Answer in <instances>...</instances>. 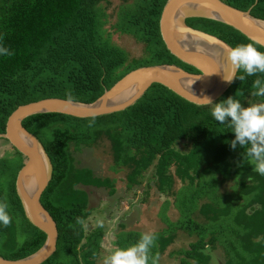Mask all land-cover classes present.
<instances>
[{
  "label": "trees",
  "instance_id": "1",
  "mask_svg": "<svg viewBox=\"0 0 264 264\" xmlns=\"http://www.w3.org/2000/svg\"><path fill=\"white\" fill-rule=\"evenodd\" d=\"M165 1L132 0L118 9L114 30L143 46L141 57L128 59L105 35L100 0H0V46L13 53L0 54V134L17 106L46 98L90 103L139 67L172 64L197 74L172 56L161 40L158 19ZM220 1L264 20V0ZM185 23L230 47L251 43L264 52L222 23L205 18H188ZM257 78L264 81V73L244 81L234 78L213 106L228 97L239 100L242 107L250 97L264 103V97L251 94ZM211 107L187 102L153 83L133 105L112 114L75 118L43 113L23 119L22 127L41 143L51 164L39 202L53 220L57 238L55 251L41 264H92L103 231L98 227L84 236L77 218L88 215L91 191L86 188H109L111 195L112 181L77 167L70 148L79 151L100 138L110 145L111 169L127 171L126 188L139 185V178L152 166L155 190L166 197L157 214L166 228L153 233L156 241L149 264L173 241L176 231L194 239L179 252L178 264H210L215 246L224 253L222 264H264V176L253 170L244 148L230 147L235 135L215 121ZM178 142H188V150L174 149ZM14 152L19 157L15 166L0 160V182L9 179L5 188L0 183V202L8 205L12 218L8 227L0 225V257L7 260L34 253L45 239L25 218L16 195L15 176L25 158ZM175 180L180 187L173 191ZM226 183L231 184L230 193L218 194V187ZM168 196L178 213L174 222L165 215ZM140 237L138 232L122 230L114 244L126 249Z\"/></svg>",
  "mask_w": 264,
  "mask_h": 264
},
{
  "label": "water",
  "instance_id": "2",
  "mask_svg": "<svg viewBox=\"0 0 264 264\" xmlns=\"http://www.w3.org/2000/svg\"><path fill=\"white\" fill-rule=\"evenodd\" d=\"M188 18L222 23L264 48V20L251 16L249 10L240 11L220 0H166L158 19L161 40L172 56L194 68L197 74L172 64L139 67L126 73L90 103L46 98L17 106L9 114L0 138L25 158L15 176V192L25 218L45 235V239L34 253L16 260L0 257V264H41L55 251V224L39 202L51 177V164L41 143L22 127L23 119L43 113L75 118L112 114L133 105L153 83L187 102L203 105L200 99L208 97L214 102L232 83L233 80L223 79L229 71L222 48L226 43L187 26L185 20Z\"/></svg>",
  "mask_w": 264,
  "mask_h": 264
},
{
  "label": "rangeland",
  "instance_id": "3",
  "mask_svg": "<svg viewBox=\"0 0 264 264\" xmlns=\"http://www.w3.org/2000/svg\"><path fill=\"white\" fill-rule=\"evenodd\" d=\"M131 2L132 0H126L124 2L121 0H100L99 2L106 15L103 25L105 35H108V40L111 44L126 52L128 59L141 57L143 54V46L131 36L117 33L113 25L117 21L118 9ZM254 103L261 102L250 97L246 107ZM188 148V142H178L174 145V149L179 152H185ZM70 151L77 161V167H87L91 169L93 176L102 179L107 178L112 181L111 188H113V193L111 195L109 194V188H86L87 191H91V196L89 198L88 215L82 224L84 236L98 227L103 231L99 248L95 257L92 259V264H103L104 258L117 250L114 244L115 237L122 230L126 232L134 231L142 235L144 233H157L166 228L157 216L161 204L166 197L158 194L155 190L152 166L139 178V185L128 189L125 186V175L127 171L122 168H117L115 171L111 169V149L105 138H100L94 145L81 148L79 151L73 150L71 147ZM3 159H8L10 166H15L19 162V157L12 150L9 143L0 138V160L3 161ZM1 163L3 162L0 161ZM169 171H172V169ZM2 181L0 183L5 188L4 182L6 184L8 182L4 181L3 178ZM230 186V183L220 185L218 187V194L226 195L230 193ZM179 187L180 183L175 180L173 191ZM167 200L169 206L165 211V215L170 221L174 222L178 217V213L171 204L173 197L168 196ZM201 202L203 201L201 200ZM193 217H196V215ZM196 218L198 221H201L200 218ZM120 225L123 226L121 227ZM193 240L192 237H187L182 232L176 231L173 241L157 259V264H178V260L181 257L179 252L187 249L189 243ZM207 248L211 249L210 246ZM210 252L212 256L210 264L223 263L225 256L219 246H215Z\"/></svg>",
  "mask_w": 264,
  "mask_h": 264
},
{
  "label": "clouds",
  "instance_id": "4",
  "mask_svg": "<svg viewBox=\"0 0 264 264\" xmlns=\"http://www.w3.org/2000/svg\"><path fill=\"white\" fill-rule=\"evenodd\" d=\"M225 56L224 60L229 69L228 74L223 76L227 82L234 78L244 81L246 77L257 73H264V52H260L251 43L240 44L236 47L222 45ZM0 54L12 55L9 49L0 46ZM244 74L237 76V72ZM253 96L264 97V81L257 78L253 81ZM203 105H211V116L221 125L232 129L235 139L230 147L234 150L237 144L245 149L244 157L250 158L254 163V171L264 176V103L250 104L242 107L239 100L228 97L213 106L208 97L200 99ZM8 205L0 202V225L8 227L12 218L7 212ZM77 223L83 224L81 218ZM154 234L144 233L138 242L126 249H117L104 258L103 264H149L150 250L155 246ZM157 257L152 258V264H156Z\"/></svg>",
  "mask_w": 264,
  "mask_h": 264
},
{
  "label": "flooded vegetation",
  "instance_id": "5",
  "mask_svg": "<svg viewBox=\"0 0 264 264\" xmlns=\"http://www.w3.org/2000/svg\"><path fill=\"white\" fill-rule=\"evenodd\" d=\"M5 141V140H4Z\"/></svg>",
  "mask_w": 264,
  "mask_h": 264
}]
</instances>
